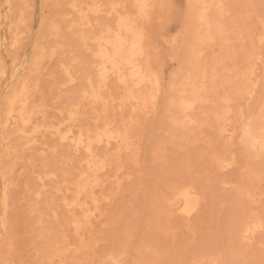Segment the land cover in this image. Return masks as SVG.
I'll use <instances>...</instances> for the list:
<instances>
[{"label":"rangeland","instance_id":"374dc122","mask_svg":"<svg viewBox=\"0 0 264 264\" xmlns=\"http://www.w3.org/2000/svg\"><path fill=\"white\" fill-rule=\"evenodd\" d=\"M229 1L232 2V0ZM253 1L235 0L233 4L237 5L232 6L234 9L241 4L242 6L239 7V10L237 7L235 13H233V8L230 9V13L236 15L234 18L240 17L236 20L239 23H236L238 32L242 34V39L233 36V40L231 39L233 42H230V39L225 40L218 46L207 47L208 49L204 50V60L209 61L208 64L214 63L215 59L223 58L225 67L232 68L230 76L233 78V82L227 83V77L223 75L221 83L225 85V89L221 90L220 96L231 93L232 97H236L231 99L230 107H226L217 99L218 94L215 95L216 97L212 95L204 104L205 106L195 110L199 120L206 122L211 118L213 121L211 123H214L211 124V127L207 124L197 127V129L193 126H185L178 132L175 129L176 133L171 137L169 133L171 128L168 123L171 113L166 109V96L168 97V95L164 94L166 89L163 90V88L164 92L161 97L164 98L160 97L157 109L149 115H144L141 111L137 112L128 107L123 109V113L121 109H117L120 90L114 86V83H110L111 89L107 88L104 91L105 101L98 104L101 107L104 103L105 107L102 106V109L97 104H88L86 100L83 101L85 103H81L83 104L80 106L81 114L76 122L79 126L75 125V130L77 127V130L83 128L84 131H94L102 127L100 125L112 122L111 124L117 126L119 130H123V126L126 130L129 129L131 139L139 151L136 156L124 150L117 153L114 148L107 149L104 146L97 149L98 153L102 150L100 152L102 158L105 161L107 159L106 162L111 166H108L106 171H101L102 174L99 173V179L101 176L99 183L92 188L93 192L89 191L84 194L82 200L87 203L86 212H94L99 205L101 211L103 210V217L94 218L91 224L86 225L83 231L86 233L83 236H77L72 230L74 229L73 225L70 226L71 219L78 218L83 213L79 209L69 211L64 204L65 200L71 201L75 197L74 182L79 173L86 169L82 165L83 162L81 164L80 157L69 153L66 145L59 144L60 142L55 140L54 136H52L54 139L50 137L51 135L48 133L45 136L46 139L39 137L41 141L44 140V145L40 140L36 143L28 142V140L31 139L30 134L32 135V131L37 126H56L57 122V126L62 124L61 129L64 128L63 126H69L66 116L70 103L76 97L78 98L77 92L85 82L84 69L86 68L87 73L93 72L91 56V61L89 60L90 50H82L75 40L84 29L77 27L76 17L73 16L75 14L70 13L71 9L65 0L59 5L56 0H11L10 4L6 0H1L3 7L0 8V42L2 41L0 64L4 66V75L0 77V112L5 99L20 85L19 81L22 83L25 80L28 84L30 83L29 108L35 109L34 116L37 118L41 116L39 119L34 117V122L37 124L38 121L39 125L27 126L29 128L26 127L24 136L20 132H14L16 133L14 134L13 127L11 129L3 128V119H0V142L2 136H8L9 147L12 144L9 151H13L7 155L0 151V179L2 180H0V188L9 186L10 196L6 211L0 200V214L3 215L2 218H8V220L4 219L7 223L0 229V261L2 264H115L113 257L122 259V264H210L212 258L218 259L217 263L220 262V264H264V229L259 230V233L250 242L242 238L243 229L238 228L237 225L238 223L240 226L241 220L246 216H256V219L264 220V166H262L264 159H257L249 150L240 147L243 121L249 122L250 118H255L260 113L261 105L264 104V51H261V49L264 50L262 47L264 45V11H262L264 2L262 1L264 0H256L254 3ZM245 2L252 3L250 7L248 6L249 10L243 5ZM166 3L167 6H165ZM155 8L152 21L148 24V31L150 30L148 44L151 43L148 57L151 55V58L147 57V61L149 60V65L157 75L162 72V76L160 73L158 76L162 87L165 88L169 84L170 76L179 69L180 65L186 66L183 65L186 59L183 64L179 60L180 57H187L185 56L187 51L183 45H180V48L168 43L174 37L178 38L179 44H182L186 3L185 0H156ZM4 16H9L8 20L7 17L4 20ZM53 21L62 26V30L50 28ZM226 21L228 24L232 22L231 19H225V23H227ZM78 29L80 30L78 31ZM245 32L249 35L244 34ZM15 39L18 40L17 44L9 47V42L11 43ZM196 44L198 43L196 42ZM179 48L184 49L185 54L176 58ZM37 50L38 52L39 50L43 51L45 57L42 58ZM53 51L56 54L51 55ZM87 53L90 54L87 55ZM248 67L253 68V75L250 76L251 81L260 82L261 80L262 82H260L258 93L251 96L252 98L248 91L246 92L245 84H242L244 89L239 88L242 85L236 79L238 75L236 69L245 71V68ZM69 75H73L77 79L71 83ZM162 78L164 79L162 80ZM247 79L245 83H249L250 79L248 81ZM30 81H32V85ZM11 89L13 90L11 91ZM166 92L169 94L170 91L166 90ZM222 109L229 110L224 127L232 132L237 130L230 138L231 132L229 130L220 132V128H217L219 121L214 120L220 116ZM42 110L45 112L40 113ZM118 110L121 111V114ZM197 112L201 114L198 115ZM210 114L213 116L210 117ZM45 116L48 121L45 120ZM64 117L65 119H63ZM43 121H47V123ZM62 121L63 123H61ZM67 128L63 130L65 131ZM27 135L29 138L26 137ZM35 144L38 145V148L37 146L34 148ZM29 146L30 148L33 146V149L28 148ZM100 153L99 156H101ZM221 156L234 157L236 164L227 171L226 169L221 170L217 160ZM5 161L9 162L8 165ZM52 172L55 174V178L58 176L56 179L47 176ZM45 175L48 179L45 178ZM62 177L64 178L61 180ZM39 182L41 188L38 187ZM43 183H52L54 187L50 184L43 186ZM187 183L200 190L203 204L201 210L190 220L182 218L175 207L162 199L174 187L187 185ZM67 187L69 189L72 187L71 191ZM38 192H40L39 199L37 198ZM66 192L68 193L66 194ZM66 195H68L67 199H65ZM107 197L108 200H106ZM94 200L97 201L94 202ZM232 226H235L234 230L231 229ZM111 261L112 263H110Z\"/></svg>","mask_w":264,"mask_h":264},{"label":"bare ground","instance_id":"6f19581e","mask_svg":"<svg viewBox=\"0 0 264 264\" xmlns=\"http://www.w3.org/2000/svg\"><path fill=\"white\" fill-rule=\"evenodd\" d=\"M10 1L11 0H6V2L8 4H10ZM56 1L58 3L57 5H59V4H61V2L63 0H56ZM65 1H66V4H68L70 9L72 10V11L69 10L70 13L73 12L75 14L73 16L76 17V19H75V17H74V19H75L77 27H80V28L82 27L84 29V31H81L78 34V36L75 40H77L76 42L78 43V45L80 46V48L82 50H85V51L90 50L89 52L91 53V55H89L90 53L89 54L87 53V55H89V60H90V56L93 59V61H92L93 66L91 64H89L93 67V72L90 70L91 72L87 73L86 68L84 69V75H85L84 81L85 82L82 83L83 86H81V89L78 90V92H77L78 95L76 94L78 96V98L76 97V99H74V97H73L74 101L71 100L73 102L70 103V106L68 109L69 112H68V115L66 116V118H67L66 121L69 122V126L68 125L63 126L64 127L63 129H66L68 126L67 130L64 131L63 129L60 128L62 124L60 126H57L58 122H57L56 126H53V125H51V126H45V125L37 126L32 131V135L30 134L31 139L28 140V142L36 143L41 139V137L47 136V133H48L51 135L50 137L54 136V138H56L55 140L60 142L59 144H63L64 146L66 145L69 153L71 152L74 156L80 157L79 161L81 162V164L83 162L82 165L85 166L86 169L82 170L79 173L77 180L74 182L75 186L73 187V190H74V188L76 190L75 197L71 201L65 200L66 202L64 204L65 208L68 209L69 211H75L77 209L82 211L83 214L80 215V217L82 216L81 218L80 217H78V218L77 217L76 218L71 217L72 223L70 224V226L73 225L72 227H74V229H72V230H74L73 232H75L77 236H83V234L86 233V232L83 233V231H84L86 225H88V223L91 224V221L94 218L103 217V214H102L103 210L101 211V209L98 207L99 205L94 210V212L91 211L89 213V212H86V209H87L86 204L87 203L84 202V200H82L83 195L86 193H89V191L93 192L92 188H94L99 183V181L101 179V176L99 179V176H98L99 173L102 174L101 171H103V170L106 171V169H108L107 167L111 166V165H109V163L106 162L107 159L105 161V159L102 158L103 156L100 153V152H102V150L99 152L101 154V156H99L97 149L100 146H102V147L104 146L107 149L114 148L117 153H119L120 151L122 152V150H124L125 152L128 151L130 153H133V155H136V153H138L139 150H138V148L135 147L134 142L131 139L132 137H131V133H129V131H128L129 129L126 130L125 127L123 126L124 129L121 127L123 130H119L117 126L111 124L112 122L111 123H105L104 125H100L102 127L97 128L94 131L93 130L92 131H90V130L84 131L83 128L77 130V127L79 126V124L77 125L76 122H77V120L81 114V107L80 106L83 105L81 103H85L83 101L86 100V102L88 101V104L92 103V104H97V105L99 104L100 105V102L105 101L104 98L106 96L103 97V94H105L104 91L107 88L111 89L112 87H111L110 83H114V86L118 87L120 90L119 91V97H118L119 102L117 104L118 105L117 109H121L122 113H123V109L128 107L129 109L137 111V112L139 110L144 115H149L151 112H154L157 109L161 98H164V97H161V94H162V92L165 91L164 94L166 93L168 95V97L165 95L167 98L166 99V101H167V103H166L167 108L166 109H168V112L171 113L170 116L168 114V116H169L168 123H169L170 128H171L169 133H170L171 137H173L175 135V133L178 132V130L185 128V126H193L194 128L197 129V127H200L204 124H207L211 127V124H212L211 122H213L211 120V118L206 120V122H203V121L199 120V118H198L199 116L196 115L195 110H199L200 109L199 107L205 106L204 104L209 100V97L212 95L215 96L218 94L217 99L220 100L222 103H224V105L226 107L229 106V104H231V99L232 98L234 99L236 97H232L231 93H228V94L226 93V96L224 94H223L224 96H220L221 90L225 89V85H222V83H221L223 75H226V77H227L226 82L227 83L233 82L232 81L233 78L230 76V74H231L230 72L232 71V68H230V66H229V68L227 66L225 67L226 64H225L223 58L215 59V62L214 63L212 62L213 64L212 63L208 64L209 61L204 60L205 59L204 50L206 51V49H208L207 47H213V46L215 47V45L218 46V45L222 44V42L225 40L227 41L230 39L229 41L233 42V41H231L233 36L234 37L236 36L237 39H242L241 32L239 33L237 30V26H238L237 23H239V22L236 21L240 17L238 19H237V17L234 18V16H236V15L233 14L236 12L235 9L238 7L237 10H239V7H241L242 4H241V6H237V7L235 6L236 8L234 9V7H232V6L237 5V4H233V3H235V0H232L231 3H230V1L228 2V0H185L186 13H185V19H184L185 20L184 21L185 26L183 27L184 31L182 30L183 32H182V37H181V38H183L182 44L181 43L179 44L178 40H177L178 38H174V37L172 39H170L168 43H170L174 47H178V46L180 47V45H183V48H185V50L187 51V53L185 55L187 57L186 58L180 57V56H183L185 54V52H183L184 49L181 50L180 49L181 47H180L179 50L177 49L178 54H177L176 58H178V56L180 55L179 57L183 61L180 58H179V60H180V63H182V64H183L184 60L186 59V61L183 65H186L187 67L185 66L186 67L185 68V67H182V65H180V67H179V69H177V71L175 69L176 72H174L173 75L170 76L171 82L169 81V84H167L164 88V86L162 87L160 77L158 76L160 72L157 75L155 73V71L153 70V68L149 65V63H148L149 60L147 61V57H148V54L150 52L149 51V45L151 44V43L148 44L149 35H150V32H149L150 30L148 31V24L150 21H152L151 19L154 16L153 14H154V11L156 9L155 8L156 7V0H65ZM255 1H253V3ZM239 2H241V1H239ZM262 2H264V1H262ZM262 4H264V3H262ZM53 5H55V4L53 3ZM143 5H147L148 7L144 8V7H142ZM243 5L246 8L248 6L250 7L252 5V3L245 2V4H243ZM1 6L3 7L2 2L0 0V8H1ZM165 6H167V3ZM249 7L247 10H249ZM252 7H254V6H252ZM166 8H168V7H166ZM232 8H233L234 12L232 10L233 13H230V9H232ZM245 8H244V10H246ZM171 9H172V7H171ZM240 10H241V8H240ZM262 11H264V6H263ZM174 12H175V10H174ZM246 12H250V11H246ZM246 12H245V14H246ZM166 13H167V11H166ZM240 14H242V13H240ZM243 14H244V12H243ZM169 16H171V15H169ZM5 17H7V20H8L9 16H4L3 18H5ZM171 17L173 18L174 16H171ZM243 17L246 18V16H244V15H243ZM101 18H103V19L105 18V19L100 20ZM161 18H162V16H161ZM16 19H17V17H16ZM225 19L226 20L231 19L232 22L230 24H228V21H226L227 23H225ZM4 20H6V18ZM57 21L59 22V20H57ZM61 27L62 26H60L57 22H54V21L51 23V26H50V28L56 29L58 31L61 29ZM79 30L80 29H78V31ZM244 34H248V33L245 32ZM246 37H248V36H246ZM249 40H250V38H249ZM17 42H18V40L15 39L11 43L9 42V44L8 43L7 44L9 45V47L15 46L17 44ZM196 42L198 44H196ZM4 43H6V42H4ZM1 44H2V41L0 42V46H1ZM262 47H264V45H262ZM2 48H4V47H2ZM80 48H77V50L78 49L80 50ZM38 49H40V48H38ZM35 50H36V48H35ZM40 50H39V52L37 50V53L39 55L41 54V57L44 58L45 55H44V53H42L43 51H40ZM85 51H84V53H85ZM261 51H264V50L261 49ZM174 52H176V51H174ZM179 52H182V53L179 54ZM54 53H55V51H53L51 53V55H53ZM31 55H33L32 52H31ZM17 56H18V54H17ZM149 57H148V59H149ZM212 60L214 61V58ZM29 64H33V63H29ZM245 65L247 66V64H245ZM3 67L4 66H2L0 64V77L2 75H4ZM233 71H235V70H233ZM236 71L238 72L236 79L239 80L241 85L245 84L244 87L246 88V92L248 91V94L250 95V97L253 95H256L258 93V89L260 88L261 80H260V82H258V81L252 82L251 81L250 76L253 75V68H251V67L250 68L248 67L247 69L245 68V71H238L236 69ZM74 74H75V72H74ZM81 74H83L82 71H81ZM160 76H162V72L160 73ZM34 78H35V74H34ZM75 79H77V78H75L73 75H69V81L71 83L74 82ZM163 79L164 78H162V80ZM246 79H247V81L250 79L249 83H245ZM82 80H83V77H82ZM30 82L32 85V81H30ZM34 82H35V79H34ZM19 83H20V85L18 86V88L15 89L14 91H12L13 89H11L12 93L7 98L5 97L6 99L4 101V106H2L3 108L0 112V119L1 118L3 119L2 120L3 128H5V129L10 128L11 129L13 127L12 128V130L14 129L13 133L14 132H20V134H22V136H24L23 133L26 132V130H25L26 127L31 125V124L32 125L35 124V126H36L38 124V121H37V124L34 122V120H35L34 117L37 118L36 116H34V114L36 112V111H34L35 109L31 110L29 108V100H30V95H29L30 85L29 84L30 83L28 84V82H26L25 80L22 83L19 81ZM33 85H35V84L33 83ZM70 85H72V84H70ZM109 85H110V87H109ZM243 85H242V87H239V88L244 89ZM13 88H14V86H13ZM162 88H163V90L164 89L169 90L171 93L169 92V94H168L166 92V90L162 91ZM235 94H232V95L236 96ZM6 96H7V94H6ZM237 96H239V95L237 94ZM31 101H30V103H31ZM34 103H35V101H34ZM103 104H102V106H104ZM97 105H95V106L97 107ZM99 105H98V107H100ZM262 105H261L262 108H260V113L255 118H253V117H252L253 119L250 118L251 120L249 122L243 121L244 127H243V133H242V137H241V143L242 144L240 146V147H244V149L249 150L252 153V155L254 154L257 157V159L258 158L264 159V104H262ZM98 107H97V109H98ZM32 108H34V107L32 106ZM64 108H66V107H64ZM113 110H114V108H113ZM42 112H45V111L42 110L40 113H42ZM119 112L121 114V111H119ZM221 112L222 113L220 114V116L219 117L217 116V118L214 120L219 121V124H218L219 127H217V128H220V132H225L226 130H229V129L224 127L225 126L224 122L228 119V116H229L228 115L229 110L228 109L227 110L222 109ZM46 113H47V110H46ZM133 113H135V112H133ZM199 114H201V113H198V115ZM248 114H249V112H248ZM41 115L43 116L44 114H41ZM65 115H66V113L64 114V116ZM211 115L212 114H210L209 116L211 117ZM254 115H256V114H254ZM38 116H40V114ZM98 117H100V116H98ZM39 118H37V119H39ZM45 118H46L45 120H47L46 116H45ZM200 118H201V116H200ZM63 119H65V117ZM106 119H108V118H106ZM41 121H42V118H41ZM47 121H43V122L47 123ZM104 122H105V120H104ZM53 123H55V122H53ZM61 123H63V121ZM65 124H63V125H65ZM102 124H103V122H102ZM40 125H41V123H40ZM75 125H77L76 130L74 129ZM237 126H239V125H237ZM115 127H117V128H115ZM235 127H234V129H235ZM27 128H29V127H27ZM30 129H31V127H30ZM175 129H177V130H175ZM215 130L217 131V129H215ZM7 131H9V130H7ZM229 131L231 132V134L229 135V138H230L233 135V133H236L237 130H233L234 132H232L231 130H229ZM28 132H29V130H28ZM14 134H16V133H14ZM215 135H217V134H215ZM0 136H1V134H0ZM11 136H13V135H11ZM26 137L29 138L28 135ZM26 137H23V138L26 139ZM39 137H40V139H39ZM18 138H19V136H18ZM1 139L2 140L0 142V151L5 152L6 155H7V153L9 154V153L13 152L12 150L9 151L11 146H12L11 143H10L11 144L10 147L8 145L9 144V137L4 135L1 137ZM45 139H46V137H45ZM42 140H43V138H42ZM25 141H27V140H25ZM25 141H24V143H25ZM43 141L40 140V142L44 145ZM1 143H2V145H1ZM45 143H47V142H45ZM28 145H31V144H28ZM32 145H34V144H32ZM36 146L38 148L37 144H35L34 148ZM28 148H30V146ZM106 148H104V149H106ZM17 149H19V148H17ZM128 152H127V154H128ZM14 154H17V153H14ZM106 155H104V156H106ZM8 156H12V155H8ZM218 156H220V155H218ZM13 157H15V156H13ZM217 160L219 161L218 164H219V167L221 170L226 169V171H227V169L232 168L236 164V159L234 157H228V156L223 157V156H221V158L217 159ZM5 162L8 165L9 162L8 161H5ZM71 162H73V161H71ZM262 163H264V162H262ZM262 166H264V165H262ZM2 168H3V166H2ZM50 168H52V167H50ZM7 171H9V170H7ZM46 171H47V169H46ZM5 174H7V173H5ZM60 174H62V173H60ZM60 174H58V175H60ZM68 175L70 176V173ZM168 175H166V176H168ZM47 176H51V178L53 177L54 179H56L58 177V176H56V178H55L54 177L55 174L53 172L48 173ZM61 176H63V175H61ZM45 178H46V175H45ZM63 178L64 177H62L61 180ZM39 179L41 180V177ZM46 179H48V178H46ZM46 179H44V181H46ZM67 181H69V180H67ZM41 183H42V181H41ZM41 183L38 186L40 188H41V186H40ZM46 183L45 184L43 183V186L50 184V183L49 184H46ZM50 185L52 187H54L52 185V183ZM120 185H121V183H120ZM179 185H181V184H179ZM71 188L70 189L68 188V189L71 191ZM50 190H52V189H50ZM62 190H63V188H62ZM64 190H66V189H64ZM33 191L36 192V190H33ZM45 191H47V190L45 189ZM199 191L200 190L197 187L195 188V187L191 186V184L188 185V183H187V185L185 184L183 186H177V188L174 187L162 199L169 202L172 207H175L177 213H179V215L182 218L190 220L201 210L202 205H203L202 204V197L200 196V194L202 195V193H200ZM40 192L37 193V198L39 197ZM67 193L68 192H66V194ZM166 193H167V191H166ZM72 195H73V193H72ZM67 196L68 195H66V198L65 197L64 198L67 199ZM9 197H10L9 196V186L6 185L3 188H0V200L2 203V207H4L3 209L5 211L9 206ZM70 197H72V196H70ZM106 200H108V197ZM95 201H97V200H94V202ZM98 201H99V199H98ZM163 203H165V202H163ZM88 209L91 210V208H88ZM2 216L0 214V229L2 228V226L5 223H7L5 221L7 217L2 218ZM59 216H61V215H59ZM255 217H253V216L247 217L246 216L245 219H242V220L240 219L241 220L240 226L237 223L238 228L241 227L240 229H243L242 232H244V233L241 234L242 238H244L245 240H248L250 242L254 239L255 235H257L259 233L258 232L259 230L264 229V220L261 221V220H259V218L256 219ZM7 220H8V218H7ZM192 227H193V224H192ZM234 227L232 226L231 229L234 230ZM238 228H236V230H238ZM160 229H161V226H160ZM238 232H240V231H238ZM51 233H53V232H51ZM3 234H4V232H3ZM238 234H240V233H238ZM234 237H235V234H234ZM238 237H240V236H238ZM4 241H5V239H4ZM54 246H55V244H54ZM205 251H207V250H205ZM201 255H202V253H201ZM113 258L115 259L113 261V262H115V264H122V259H119L117 257L116 258L113 257ZM167 260H168V258H167ZM217 261H219V260L212 258L210 264H220V262L217 263ZM209 262H210V260H209ZM110 263H112V261ZM196 263H197V261H196ZM0 264H2L1 261H0Z\"/></svg>","mask_w":264,"mask_h":264},{"label":"snow or ice","instance_id":"6c2138e0","mask_svg":"<svg viewBox=\"0 0 264 264\" xmlns=\"http://www.w3.org/2000/svg\"><path fill=\"white\" fill-rule=\"evenodd\" d=\"M142 7L147 8L148 6L147 5H143Z\"/></svg>","mask_w":264,"mask_h":264}]
</instances>
